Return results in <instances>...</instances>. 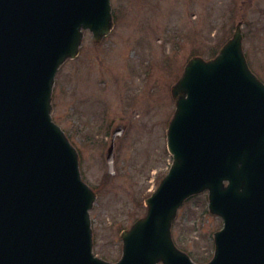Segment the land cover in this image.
Listing matches in <instances>:
<instances>
[{
  "label": "water",
  "instance_id": "1",
  "mask_svg": "<svg viewBox=\"0 0 264 264\" xmlns=\"http://www.w3.org/2000/svg\"><path fill=\"white\" fill-rule=\"evenodd\" d=\"M111 10V0H0V264H195L171 228L185 200L205 191L224 221L208 264H264V84L240 26L214 60L192 59L175 86L174 163L146 217L123 233L121 260L94 255L96 194L51 101L59 67L77 56L84 30L96 40L110 32ZM107 160L114 174V144Z\"/></svg>",
  "mask_w": 264,
  "mask_h": 264
},
{
  "label": "rangeland",
  "instance_id": "2",
  "mask_svg": "<svg viewBox=\"0 0 264 264\" xmlns=\"http://www.w3.org/2000/svg\"><path fill=\"white\" fill-rule=\"evenodd\" d=\"M114 27L103 42L85 32L78 58L56 76L52 117L77 149L85 182L97 191L91 210L94 253L122 257L121 233L147 213L146 199L168 173L167 131L173 87L198 51L209 59L242 26L250 67L264 82V0H112ZM115 174L106 154L115 128ZM207 193L189 199L173 225L176 244L199 264L215 251L223 221Z\"/></svg>",
  "mask_w": 264,
  "mask_h": 264
},
{
  "label": "trees",
  "instance_id": "3",
  "mask_svg": "<svg viewBox=\"0 0 264 264\" xmlns=\"http://www.w3.org/2000/svg\"><path fill=\"white\" fill-rule=\"evenodd\" d=\"M224 41L222 40V41H220V45L223 43ZM194 258V257H193ZM195 260H197L198 262H199V259H197V258H194Z\"/></svg>",
  "mask_w": 264,
  "mask_h": 264
}]
</instances>
